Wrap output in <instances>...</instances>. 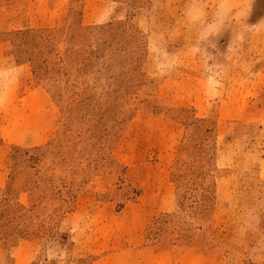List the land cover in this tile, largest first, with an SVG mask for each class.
I'll list each match as a JSON object with an SVG mask.
<instances>
[{
	"label": "rangeland",
	"instance_id": "obj_1",
	"mask_svg": "<svg viewBox=\"0 0 264 264\" xmlns=\"http://www.w3.org/2000/svg\"><path fill=\"white\" fill-rule=\"evenodd\" d=\"M0 264H264V0H0Z\"/></svg>",
	"mask_w": 264,
	"mask_h": 264
}]
</instances>
